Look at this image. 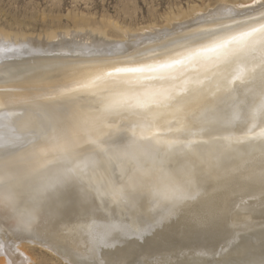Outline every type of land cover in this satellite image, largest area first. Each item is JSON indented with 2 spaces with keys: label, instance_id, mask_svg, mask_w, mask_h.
Listing matches in <instances>:
<instances>
[{
  "label": "snow or ice",
  "instance_id": "1",
  "mask_svg": "<svg viewBox=\"0 0 264 264\" xmlns=\"http://www.w3.org/2000/svg\"><path fill=\"white\" fill-rule=\"evenodd\" d=\"M64 72L60 83L8 101L24 106L23 123L18 140L8 137L0 146V209L14 214L24 231L40 219L61 234L70 226L64 212L74 208L72 231L88 237L86 254L74 264H127L103 250L113 246L116 232L141 240L144 233L117 228V212L150 217L149 234L180 220L197 230L215 226L221 216L203 199L208 179L234 174L231 161L253 140L264 186V127L253 132L264 126V18L179 51ZM236 81L252 87L241 92ZM238 124H251L240 138L230 131ZM17 161L25 167L14 173ZM21 171L36 181L24 210L14 193Z\"/></svg>",
  "mask_w": 264,
  "mask_h": 264
},
{
  "label": "bare ground",
  "instance_id": "2",
  "mask_svg": "<svg viewBox=\"0 0 264 264\" xmlns=\"http://www.w3.org/2000/svg\"><path fill=\"white\" fill-rule=\"evenodd\" d=\"M201 13L173 28L140 34L126 44L96 41L98 38L91 41L92 36L88 34L73 37L68 32L52 38L44 37L40 43L36 38L35 43H30L31 40L22 42L16 36L11 38L0 33V101H3L0 146H4L2 142L8 137L18 140L17 127L23 123L24 106L9 104L10 98L19 97L34 87L60 83L66 78V68L111 67L144 60L154 54L179 51L181 46L199 43L229 30L244 29L264 18V0ZM233 87L244 92L252 85L236 81ZM262 127L258 124L253 132L259 133ZM249 128L251 124H238L230 131L240 138L248 133ZM7 146L28 148V145ZM240 147L244 155L232 160L230 165L238 170L220 179H208V195L203 199L210 202V210L221 216L215 226L197 230L184 227L183 220H180L149 234L144 229L152 222L150 217L145 215L140 220L117 212L112 217L113 224L117 228L135 231L137 236L143 232V239L125 237L116 232L110 241L113 246L104 249L103 254L111 260L122 259L127 264H264V230L261 227L264 225V186L260 178V145L253 140ZM142 163L147 168L154 167L149 160H142ZM169 166L175 167V162ZM24 167L17 161L12 170L15 173ZM126 167L132 169L134 165ZM116 171L119 175L120 169ZM35 186V179L26 177L21 171L14 188L19 209L29 207L26 200ZM64 219L70 226L61 234L50 230L40 219L33 224L32 231H24L18 227L14 214L0 209V264H34L30 247L49 253L59 263L74 264L79 256L86 254L87 249L82 245L88 237L72 231V222L77 219L74 208L65 210Z\"/></svg>",
  "mask_w": 264,
  "mask_h": 264
},
{
  "label": "rangeland",
  "instance_id": "3",
  "mask_svg": "<svg viewBox=\"0 0 264 264\" xmlns=\"http://www.w3.org/2000/svg\"><path fill=\"white\" fill-rule=\"evenodd\" d=\"M255 1L0 0V33L20 38L22 42L31 40L30 43L36 40L40 43L44 37L52 38L68 32L73 37L88 34L92 36L91 41L98 38L96 41L126 44L145 32L189 22L200 12L209 13L227 6L240 7V4L250 5ZM29 253L34 264L61 263L56 257L34 247H30Z\"/></svg>",
  "mask_w": 264,
  "mask_h": 264
}]
</instances>
